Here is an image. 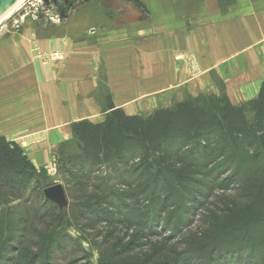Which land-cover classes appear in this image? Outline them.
<instances>
[{"label": "crops", "instance_id": "crops-1", "mask_svg": "<svg viewBox=\"0 0 264 264\" xmlns=\"http://www.w3.org/2000/svg\"><path fill=\"white\" fill-rule=\"evenodd\" d=\"M122 1L0 39V135L38 170L72 139L73 122L103 121L109 101L145 116L190 95L239 104L260 91L264 0H140L144 11Z\"/></svg>", "mask_w": 264, "mask_h": 264}, {"label": "trees", "instance_id": "trees-1", "mask_svg": "<svg viewBox=\"0 0 264 264\" xmlns=\"http://www.w3.org/2000/svg\"><path fill=\"white\" fill-rule=\"evenodd\" d=\"M90 1L51 0L50 5L58 10L63 18L76 5ZM125 1L143 11L145 9L140 0ZM200 97L204 98L203 103H199ZM71 130L79 152L70 154L66 158L58 156L56 162L65 169L67 176L65 181L68 185L73 182L74 189H78L79 184L83 187V183H89L93 188L103 192L102 197L95 196L94 193L88 196L89 200H96L95 203L88 205L97 207L101 206L100 199H109L107 192H110L107 189V180H100L95 176L102 167H110L111 172L117 173L118 165L130 164V170H134L132 174L135 180L129 178L121 182L127 186L137 181L140 183L137 190L129 194L130 198L133 199L137 191L138 195L147 193L153 185L155 189L150 192V196L153 198L151 205H155L156 201H161L164 196H168L169 199L175 198L182 185H188L193 176L195 177L197 173L201 174L202 167L207 164L204 159L198 160L197 153L203 154L211 149L210 142L215 132L224 136L225 141L221 144L220 150L234 151L232 158L239 159V162H235L236 170L233 177L238 184L237 188L245 195V201L248 199L246 207L249 208V212L245 217L232 218L224 222L226 225L222 226L225 229L217 230L214 239L205 237L207 242L200 249L202 247L208 249V254L203 257L205 258L203 262L204 264H264V81L256 98L239 104H232L225 95L202 94L196 98H182L173 107L154 109L142 116L127 115L109 101L103 121L94 123L89 120H79L71 124ZM64 146L66 142L60 145V155ZM184 148H188L186 151L194 155L196 160L188 162L182 160L179 151ZM171 151L176 154V161L174 166L169 168L166 163L172 156L169 154L172 153ZM176 163L179 165L177 166ZM242 171L244 174H241ZM245 172L258 174V179L257 176L255 177L257 179L254 181L255 184L249 186L246 183L247 178H243ZM41 174L42 172L34 166L17 142L0 135V207L19 199L23 200V205H27L34 197L43 198V206L48 207L45 215L50 210L55 211L56 205L46 199L44 194L42 195V189L50 185L40 188ZM210 174L211 172H208L205 175ZM82 191L84 190L80 187L79 191L75 192ZM254 204L259 205L258 210L254 208ZM178 206L179 204L176 205V209L180 211ZM23 211V216L21 214L18 219L23 234L19 232L22 235L17 240L20 246H26V240L34 233L35 226L31 222L41 221L45 216L42 214L39 217L37 212L27 208ZM53 215L59 220L57 223L64 221L62 212L49 217ZM2 221L0 219V222ZM166 221V225L170 226L171 219L168 218ZM252 226L257 228L258 233L245 232L239 237L240 243L234 245L236 240L232 237L242 229L250 230ZM58 234L61 236L63 232L58 231ZM226 238L231 241L223 248V241ZM54 240L50 235L48 244H53ZM61 240L64 241L63 238ZM164 243L165 246H169L170 240H164ZM29 245L28 242L27 248ZM235 254H238V257L234 260L232 257ZM154 255L157 257L156 253ZM164 255L165 258L174 256L173 248L165 251ZM227 255L231 257L226 259ZM174 259L169 258L164 264H178Z\"/></svg>", "mask_w": 264, "mask_h": 264}, {"label": "rangeland", "instance_id": "rangeland-1", "mask_svg": "<svg viewBox=\"0 0 264 264\" xmlns=\"http://www.w3.org/2000/svg\"><path fill=\"white\" fill-rule=\"evenodd\" d=\"M104 2L111 6L115 3L118 7L120 5L119 0H104ZM122 2L123 9L133 5L129 2L124 5V1ZM50 4L51 0H29L21 5L0 20V39L20 37L22 27L27 23L39 22L47 28L51 24L65 23V18L72 10L62 18L60 12ZM82 5L84 4H78L74 8H80ZM86 5H97V0H91ZM50 16H56V18L51 19ZM39 59L49 60L45 56ZM202 94L186 97L196 98ZM203 101L204 98L200 97L199 103ZM176 102L170 107H173ZM213 135L210 142L211 149L203 154L197 153L198 160L204 159L207 164L202 167V173L193 176L188 185H182L175 198L169 199L168 196H164L161 201H156L155 205H151L153 198L150 196V192L155 189L153 185L147 193L138 195L137 191V195L133 199L130 198L129 194L133 190L136 191L140 184L137 181L127 186L121 182L129 178L134 179L135 176L132 174L134 170H130V164L118 165L117 173L111 172L110 167L106 166L98 170L95 176L100 180H107L109 199H100V207L88 205L96 201L89 200V195L92 196L91 194L94 193L95 196L102 197L103 192L93 188L89 183H83V187L80 184L79 186L84 191L77 193L75 191H79L80 187L74 189L73 182L70 185L66 183L65 169H62L61 164L56 161L58 156L66 158L70 154L78 153L79 150L77 141L72 137L66 141V146L60 155V145L64 142L60 143L55 149L49 166L39 170L42 172L39 179L41 189L45 185L61 184L66 201L53 202L56 205L55 211L50 210L46 215L48 207L43 206V198L33 197L27 205H23V200L19 199L0 207V219L3 220L0 222V264H164L169 258H175L174 262L178 261V264H204L203 257L208 254V249H203L204 247L200 249V247L205 246L207 242L205 237L214 239L217 230L225 229L222 226L226 225L224 222L232 218L245 217L249 212V208L246 207L248 199L245 197L247 199L245 201V195L237 188L238 184L233 177L236 170L235 162H239V159L232 158L234 151L220 150L221 144L225 141L224 136L216 132ZM187 149L179 151L181 159L187 162L193 161L194 155L187 152ZM171 152L169 154L172 156L166 163L169 168L173 167L176 161V154ZM246 152L252 151L246 150ZM176 165L179 164L176 163ZM208 172L211 174L206 176ZM245 173L243 178H247L246 183L249 186L252 183L255 184L258 174ZM256 176L257 179H255ZM98 183L97 181L96 184ZM178 204L180 211L176 209ZM254 205V208L258 210L259 205ZM26 208L37 212L39 217L42 214L45 216L41 221L31 222L35 226L34 233L26 240V246H20L17 240L23 234L20 231L21 222L18 219ZM60 212L64 216L62 223H57L59 220L54 215L49 217L52 214L58 215ZM168 218L171 219L170 226L166 225ZM58 231H62L63 235L59 236ZM249 231L258 233L254 226L250 230L242 229L240 233L232 237L236 240L234 245H238L239 237ZM50 235L55 240L49 245ZM164 240H170V245L165 246ZM229 241L231 239L228 238L223 241V248ZM28 242L30 245L27 248ZM171 248L175 255L165 258V251ZM228 257L231 256L227 255L226 259ZM237 257L238 254H235L232 258L235 260Z\"/></svg>", "mask_w": 264, "mask_h": 264}, {"label": "water", "instance_id": "water-1", "mask_svg": "<svg viewBox=\"0 0 264 264\" xmlns=\"http://www.w3.org/2000/svg\"><path fill=\"white\" fill-rule=\"evenodd\" d=\"M22 1L26 0H0V20L6 17V14L14 9L17 5H20ZM43 194L46 199L52 202H65V191L61 184L55 183L43 189Z\"/></svg>", "mask_w": 264, "mask_h": 264}, {"label": "bare ground", "instance_id": "bare-ground-1", "mask_svg": "<svg viewBox=\"0 0 264 264\" xmlns=\"http://www.w3.org/2000/svg\"><path fill=\"white\" fill-rule=\"evenodd\" d=\"M24 3V1H22L21 3H20V5H17L14 9H11V11H9L7 14H6V17L9 15V14H11L12 12H14L17 8H19L22 4ZM3 18H5V17H3ZM2 18V19H3ZM1 19V20H2Z\"/></svg>", "mask_w": 264, "mask_h": 264}, {"label": "built area", "instance_id": "built-area-1", "mask_svg": "<svg viewBox=\"0 0 264 264\" xmlns=\"http://www.w3.org/2000/svg\"><path fill=\"white\" fill-rule=\"evenodd\" d=\"M28 1H29V0H26L23 4L27 3ZM23 4H22V5H23ZM50 15H51V14H50ZM55 15H57V14L55 13ZM48 18H49V17H48ZM50 18L53 19V18H56V16H55V17L50 16ZM57 18H58V17H57Z\"/></svg>", "mask_w": 264, "mask_h": 264}]
</instances>
